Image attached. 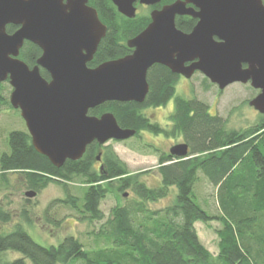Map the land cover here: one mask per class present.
<instances>
[{"label":"trees","instance_id":"obj_1","mask_svg":"<svg viewBox=\"0 0 264 264\" xmlns=\"http://www.w3.org/2000/svg\"><path fill=\"white\" fill-rule=\"evenodd\" d=\"M171 2L161 0L154 8L161 9ZM87 5L95 9L106 26L105 37L87 66L94 68L129 55L127 42L149 25V13L128 19L118 14L110 0H88ZM175 22L183 33H190L197 23L189 16H176ZM6 29L10 34L15 31L13 26ZM40 55L37 46L25 41L19 59L30 67ZM41 75L47 77L44 71ZM146 77L149 91L142 104L105 102L89 110V115L112 113L122 129L136 131L130 139H139L144 132L180 137L188 146V157L177 159L154 148L161 184L148 187L140 180L141 173H130L128 165L111 147L94 142L87 146L81 159L66 160L57 168L35 151L25 128L8 131V151L0 153V189L9 187L11 173L36 193L56 184L65 191L64 200L59 203L76 210L85 221L101 224L93 233L96 247L86 249L71 236L55 247H43L33 242L22 224L17 223L10 232L0 233V264H264V115H259L252 127L230 129L227 119L209 114L204 101L177 96L174 112L168 116L169 128L165 129L143 111L166 106L175 94L179 76L154 64ZM203 85L205 90L212 86L205 77ZM7 86L0 83V105L12 108ZM100 151L103 166L98 169L95 161ZM198 174L214 188L216 214L210 212L207 201L200 202L198 198ZM74 183L80 187L79 198L68 190ZM171 187L176 189L171 205L161 210L147 207L150 202L169 197ZM128 189L134 199H124ZM109 193L121 194L124 203L112 208L105 218L99 206ZM11 219L12 213L0 205V225L11 223ZM24 221L31 224L26 215ZM215 221L220 227L215 229L218 249L213 255L202 245L195 223ZM11 252L20 253L21 258L6 260L5 253Z\"/></svg>","mask_w":264,"mask_h":264},{"label":"water","instance_id":"obj_2","mask_svg":"<svg viewBox=\"0 0 264 264\" xmlns=\"http://www.w3.org/2000/svg\"><path fill=\"white\" fill-rule=\"evenodd\" d=\"M87 1L0 0V83L8 80L9 104L19 110L35 151L51 165L60 168L66 160L81 159L94 142L103 146L132 138L136 131L122 129L112 113L96 117L89 110L113 101L142 104L149 91L146 74L154 64L185 79L198 72L218 90L248 84L258 93L249 106L264 115L262 0H173L151 11L149 25L127 42L129 55L94 68L87 65L106 26ZM110 1L128 19L136 16L135 4L161 2ZM176 16L197 23L183 33ZM7 26L17 30L10 34ZM25 41L42 51L31 69L19 59ZM169 154L185 159L188 146L179 143ZM35 195L33 190L25 193L28 199Z\"/></svg>","mask_w":264,"mask_h":264},{"label":"rangeland","instance_id":"obj_3","mask_svg":"<svg viewBox=\"0 0 264 264\" xmlns=\"http://www.w3.org/2000/svg\"><path fill=\"white\" fill-rule=\"evenodd\" d=\"M263 4H264V0ZM138 14L148 13L145 7H139ZM204 76L200 73H194L191 78L185 79L180 76L175 87V94L166 106L156 108H146L144 110L147 116L153 123L159 124L162 128L168 129L170 122L168 116L174 112L175 97L181 96L184 98H199L209 106V114L222 116L227 119V127L237 130H243L252 127L259 119L256 110L251 108L248 102L256 95L248 84L233 83L224 90H218L216 85L208 89H204ZM6 85H8L6 83ZM6 94L9 97V86L6 87ZM25 125L19 114L9 106L0 105V153L7 152L6 134L11 130H23ZM183 143L179 137H165L163 135H153L150 132H144L139 136V139H127L123 142L108 141L104 144L105 147H111L114 153L128 165L129 172L140 175V180L147 184L148 187L160 186L159 174L156 171L158 167L157 156L152 150L157 149L163 153L169 154V149L175 145ZM133 146V149L130 148ZM183 159V158H181ZM98 167V165H96ZM199 175V174H198ZM199 183L196 187V192L200 202L207 201L211 213L217 212V202L214 188H212L203 177L199 175ZM9 187L0 189V205L12 213L11 223L1 224L0 233L10 232L12 227L21 223L22 227L27 231L33 242L39 245L56 246L68 236L80 240L86 249L96 247L94 232H96L101 224L89 223L85 221L78 212L65 204L59 203L58 200H64L65 191L62 187L56 184H50L37 193L29 202H26L25 193L31 191L28 189L19 176L15 173L8 175ZM68 190L73 197H78L80 189L77 183L70 184ZM125 198L134 199L131 190H125ZM171 195L165 199H160L157 202H150L147 207L152 210H161L165 206L171 205L175 196V187L170 188ZM123 198L120 194L109 193L101 202L100 208L105 218L112 208L123 204ZM204 208V207H203ZM205 209V208H204ZM23 210L26 212L23 215ZM27 216L31 224L24 221V216ZM195 227L200 236L202 245L215 255L218 249L217 235L215 229L220 225L217 221L202 224L196 222ZM103 245V244H102ZM15 258H21V254L17 252L5 253V259L11 261Z\"/></svg>","mask_w":264,"mask_h":264},{"label":"flooded vegetation","instance_id":"obj_4","mask_svg":"<svg viewBox=\"0 0 264 264\" xmlns=\"http://www.w3.org/2000/svg\"><path fill=\"white\" fill-rule=\"evenodd\" d=\"M161 1V0H160ZM172 2L171 3H173V0H171ZM88 2V1H87ZM161 3V2H160ZM159 3V4H160ZM171 3H169V4H171ZM159 4H157V5H159ZM145 7L146 8V12H148L149 13V18H150V13H151V11L153 10V9H157V8H154V6H156V5H154V6H152V7H149V6H145V5H139V4H135V7H136V15L138 14L137 13V10H138V8L139 7ZM196 20V19H195ZM15 27V26H14ZM13 27V28H14ZM15 30H17V28L15 27ZM24 45V44H23ZM22 48V47H21ZM39 49V48H38ZM41 50V49H40ZM20 51H21V49H20ZM20 54V53H19ZM41 54H42V51H41ZM36 65V63L33 65V66H28L30 69L32 68V67H34ZM39 71H40V75H41V72L42 71H44L46 74H47V77H44V76H42V78L43 79H45L46 81H49V74L45 71V70H43L42 68H39ZM180 77V76H179ZM2 83H7L8 84V86H9V96H10V92H11V90H12V88H11V86H10V84L8 83V80H5V82H2ZM8 101H9V97H8ZM13 109V108H12ZM14 110V109H13ZM14 111H16L17 112V114H19V110L17 109V110H14ZM20 115V114H19ZM21 117V116H20ZM21 120H22V118H21ZM22 122H23V125H24V121L22 120ZM25 129H26V126H25ZM27 131V130H26ZM118 142V141H117ZM104 146V145H103ZM99 154H101V156H100V160L99 161H95V167H96V165H98V169H101V167L103 166V153H102V151H100L99 152ZM37 194V193H36Z\"/></svg>","mask_w":264,"mask_h":264},{"label":"crops","instance_id":"obj_5","mask_svg":"<svg viewBox=\"0 0 264 264\" xmlns=\"http://www.w3.org/2000/svg\"><path fill=\"white\" fill-rule=\"evenodd\" d=\"M197 235H198V231H197ZM200 237V236H199Z\"/></svg>","mask_w":264,"mask_h":264}]
</instances>
